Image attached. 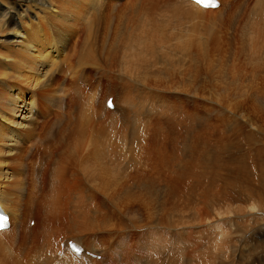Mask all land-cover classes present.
Segmentation results:
<instances>
[{"label":"rangeland","instance_id":"1","mask_svg":"<svg viewBox=\"0 0 264 264\" xmlns=\"http://www.w3.org/2000/svg\"><path fill=\"white\" fill-rule=\"evenodd\" d=\"M48 1L50 5L45 4L43 7L34 1L30 2L31 8L27 7L35 11L37 17L25 15L22 23L26 28L29 29L33 22L44 29V11L54 4L76 5L79 9L75 8L77 12L68 22L55 23L47 31L45 29L41 32L43 39L40 42H45L44 47L49 44L46 51L51 52V48L58 50L47 56V64L53 67L44 72L36 70L27 61L23 71L25 78L21 81L12 82L4 76L5 73L12 72L7 69V64H19L23 59L14 54L16 50L12 43L13 34L18 33L21 27L11 22H0V96L5 100L0 108L4 112H10L14 108L4 94L8 86L17 90L27 102L35 101L39 108V111L35 110L38 114H35L37 118L33 134L23 129H19V133L9 126L12 124L10 121L14 120L7 114L0 119V133L3 134L0 145V194L8 192L14 200L10 201L19 203L20 208L28 205L27 212L21 214L13 229L12 235L16 237L13 248L8 249L16 256L30 255L27 259L41 253L40 261L46 254V248L48 250V246L42 243H51L48 250L50 261L58 253V235L67 229L70 220L75 217L74 209L67 207L68 199L78 191L80 182L68 181L64 186V206L56 219L51 221L47 239L41 231L31 227L33 224H28V211L34 194L39 193L40 197L50 190L49 166L56 162L60 164L63 160L60 152L65 149L78 128L75 124L79 120L72 121L70 117L77 118L86 107L84 102L89 100L94 101L98 111H103L107 93L114 92L110 88L122 87V61L128 52L124 50V45L131 35L137 37L143 27V21H131L133 14L125 7L134 2H144L106 0V5L91 4L92 7L84 9L80 3L82 0ZM256 1L227 0L225 9H211L184 20L182 28L185 31L197 29L198 34L202 35L199 37L208 42L209 55L214 62L210 73L212 77L204 73L199 60L180 57L179 69H176L178 72L175 71L168 81L164 79L166 84L163 91H158L162 99H165L159 102L174 105V108L182 112L179 115L173 110L171 114L174 115H169L177 118L176 123H168V116L160 120L152 119L149 108L154 104L148 101L144 114L140 116L143 123L139 124L142 135L145 136L144 143L132 146L128 140L127 143L123 141L121 133L116 132L114 146L123 147L127 160L137 156L156 166L157 184L163 190L170 189L174 194V201L165 213H158L156 202L139 188L140 183L136 177L133 179V186H121L112 192H103L96 184H87L85 199L81 202V205L85 203V228L76 230L74 237L83 239L85 243L95 244L94 251L106 261L102 264H264V79L257 76V70L247 66V63L252 62L255 55L253 53H258L261 48L264 51V36L259 38L251 28V23L254 22L251 13ZM24 2L25 0H1L0 3L5 9L13 10L17 6L15 3L25 4ZM52 7L59 9V5ZM159 36L155 39L160 38ZM155 39L141 40V44L134 42L136 46L129 51V58H163L159 68L169 71L171 56L168 52L165 54L161 41ZM85 43L88 44L92 58L83 60L85 65L82 66L78 65V53ZM44 47L41 48L43 51ZM151 47L155 49L156 55H153ZM242 47L247 48L243 50ZM113 48L115 49L111 53ZM86 54L89 55L88 52ZM177 57L176 55L173 59ZM181 60H185L186 66ZM261 67L263 69L259 68L258 73L264 75V66ZM191 68L196 70L193 72ZM28 78L29 81L26 82ZM76 90L81 96L74 93ZM132 96L135 103L141 106V96H136L135 92ZM255 100L260 101L261 109L254 104ZM147 118L150 119L147 123L151 127L145 133L143 126L147 125ZM118 121L117 125L122 126L117 128L118 131L122 129L123 133L124 130L127 138H131V126L126 125L124 120ZM206 123L209 124L208 127ZM158 125L162 127L163 131L160 132L166 137L159 142L152 135L157 133ZM95 129L100 132L102 127L98 124ZM12 132L16 147L8 151L4 145L8 141L6 137ZM186 132L190 135L187 137L193 151L202 150L203 146L207 148L203 149L206 151L205 155L199 152L198 159L194 157L193 162L185 164L187 157L178 150L181 149L180 143L185 141ZM106 136L103 131L101 144H105ZM140 144L143 145L142 150ZM46 146L50 148L49 151H46ZM260 149H263L262 153L258 151ZM178 153L181 155L178 159L179 166L173 167L178 170L188 167L195 177L180 179L171 173L170 161ZM108 159L104 161L103 168H112L115 163L121 168L126 166V163L121 164L117 155H110ZM14 182L18 183L16 189L12 188ZM113 192L118 197L111 205L108 198ZM162 194H158L160 199L165 197ZM37 209L39 216L40 209ZM81 220L82 217L79 216L78 221ZM98 262L102 261L96 259L91 264H101Z\"/></svg>","mask_w":264,"mask_h":264},{"label":"bare ground","instance_id":"2","mask_svg":"<svg viewBox=\"0 0 264 264\" xmlns=\"http://www.w3.org/2000/svg\"><path fill=\"white\" fill-rule=\"evenodd\" d=\"M31 1H34L35 4H38V6H41V7L45 6V4L50 5L48 0H43L41 3H40V0H25L24 2L25 4L15 3L17 4V6L13 10H8V9H5V7L0 3V22L4 24H6L7 22H11L21 27V30L18 33L13 34L14 38H13L12 43H13V48L16 50L14 51V54H18L23 59L20 60L19 64H16V63L7 64V67H8L7 69H10L12 72L10 74L8 73L4 74V76H6L8 80L12 82H19L25 78L23 71L25 70L28 62L32 63L33 67L38 71L42 70L44 72L47 68L53 67V65L47 64V59H48L47 56L50 55L51 53L53 55L54 52H57L58 50L57 48L56 50L51 48L50 49L51 52L46 51L49 44L48 46L44 47L45 42L43 43L40 42V39H43L41 32L45 29H46L45 31H47V29L54 26L55 23L62 24V21L68 22L70 20V17L73 16V14L77 12L75 8L76 7L78 8V6L76 5L67 6L66 4H54V5H59L58 10L53 8L52 6L54 5H52L49 10L44 11L43 19L45 20V24H46V27L44 29H42L40 25H36L33 22L31 23L28 29L26 28L25 24L22 23V19L24 18V16L30 15L31 17H34L35 15L37 17L36 12L28 8V7L31 8V6H29ZM143 1H144L143 3H145V6L143 7H142L143 3L138 4V2H134L131 5H128L127 7H125V9L128 10V12H132L131 14H133L132 16L133 18L131 19V21H134V22L143 21V27L140 33L139 34L137 33V37H135L134 35H131L128 38L129 40L124 45V50L128 52H126L125 54L126 58L123 57L124 60L122 61V71L124 73V74L122 73L124 76L120 78L122 82V87L121 88H112V87L110 88L114 90V92L112 93V99H111L113 109H108L105 106L106 99L108 96H110L109 94L110 92H109L107 93V96L105 97V100H104L103 111H98L95 107L94 101L89 100L88 102H84L86 107L83 111H81L78 114L77 118H75V116L70 117L72 121L73 119L79 120L78 124H75V125H78V128L72 134L70 140L68 139L69 142L67 143L65 149L60 152L62 159H63L60 161V164L59 162H56L54 165L51 164L49 166L48 175L49 177H51L50 190L48 193L40 195V197H38L39 193H35L34 199L29 207L28 224L30 223L31 220H33L34 222L31 227L41 231L44 238L47 239L49 237L51 221H54L56 219L60 210L64 206V201H65V197L63 194L64 186L68 183V181L80 182V188L78 189V191H76L70 196V198L68 199V203H67L68 209L70 208L74 209L75 217L72 220H70V223L67 229L58 235V239H60L59 240L60 242L58 245L59 248L57 250L58 253L52 258L53 264H82L83 262L82 259H85L87 257V255L83 254L82 255L83 258H78L76 255H74L72 252L68 250L67 241L70 239L77 241L80 245L83 246L84 249H87L90 252L95 253L93 251V250H96L95 244L85 243L83 239H77L74 237V232L76 230L85 228V222H84L85 203H82L81 205V202L85 199L84 193H85L87 184H90V183L96 184L101 191L112 192L114 189H117L121 186H133L134 185L133 179L134 177H136V179L140 183L139 188L147 192L148 195L154 200V202H156L158 213H161V212L165 213L167 211V207L170 205L172 201H174V198L172 199V197L174 196L172 191L170 189L163 190L157 184L158 182H156L155 180L156 175L158 174L156 172L157 171L156 166H152L148 164V162L143 161L142 158L137 157V156H134L130 158L129 160H127L126 152L123 149V147L114 146L115 141H116V132L121 133L123 137V141H125V143H127L128 141L131 142L130 145L132 146L140 142L144 143L145 136L142 135V130L140 127V125H142L143 122L140 119V116L144 114L143 111L148 101H151L154 104V106H150L149 108V112L151 114L150 117L152 119L156 118L160 120L161 118L168 116V123L170 124L176 123L177 118L173 116H169V115H174V114H171L173 110H175V112H178L179 115H182L180 114L182 112L178 110L177 108H174L173 107L174 105L169 106L168 104L166 105L164 103L159 102V100L162 99L161 97L162 95L160 96L158 94V91L159 92L163 91V87L166 84V81H168L172 77L171 75H173L175 71L178 72V70L176 69L177 68L179 69V64H180L179 58L180 57L186 56V57L195 58L199 60V62L203 66L204 68L203 70L206 75L209 76L210 73L212 72V69L214 68V62L210 58L208 42H206V39L205 38L201 39L199 37L201 34H198L199 31L197 29H191V30L185 31L182 28V26L184 25L183 24L184 20L197 17L199 14L205 13L207 11H211V9L202 8L191 0H143ZM226 1L227 0H219V6L216 9L220 10L224 8ZM80 3L83 4V8L85 9L87 6L92 7L93 4L100 5V3L102 4L104 3V5H106L108 2H106V0H82ZM216 9H212V10H216ZM252 10L253 11L251 15H252V18L254 19V22L251 23V28L252 30L256 31L255 33L259 35V38L261 36L263 37L264 36V26H263L264 25V22H263L264 21V0H257ZM12 11H15L16 13L13 14ZM128 12L126 14V11H125V14L128 15ZM121 17L122 15H120V18ZM61 18L63 20H61ZM39 22H41V20H39ZM0 28H2V25H0ZM137 31H134V32H137ZM157 35H160L159 36L160 38L155 39ZM153 38L155 40L161 41V44L164 46V49H165L164 50L165 54L167 55V52H168L169 53L168 55L171 56V61H169L168 63L170 65L169 71L168 70L164 71L159 68L162 65V64L160 65V61H162L163 58L158 59L155 56H153L152 58L153 60H150V58L148 57L147 59H140V60L139 59L136 60L138 57H135V58L133 57L134 59H131V60L129 58L130 57L129 51L131 50V48L133 49L134 46H136L134 42L141 44V42L139 41L142 40L143 42L144 39L154 40ZM132 39H133V44H132ZM143 46H141V48ZM42 47H44L45 51L41 49ZM139 48H140V45H139ZM147 48L148 50H150V46H148ZM154 48L151 47V50L153 51V55H156L154 54L155 52ZM242 48L243 50H245L247 47H242ZM114 49L115 48L112 49L111 53H113ZM46 52L48 53L46 54ZM86 52H88L89 55H87ZM90 53L91 52L89 50L88 44L85 43L84 47L78 53L79 54L78 65H82V66L85 65L83 60L87 61L89 58H92V55ZM178 54H180V56ZM253 54L255 55H253L252 57V62L250 61V63H247V66H250L253 70H257V73H256L257 76L260 77L261 79H264V75H261V73H258L259 68L263 69L261 66L262 65L264 66V63H263L264 58L262 57L264 56V51L261 48L259 49L258 53H253ZM176 55L178 57L173 59L174 57H176ZM184 61L185 60H181L180 62L183 63L184 65L186 64L184 63ZM192 63H196V62H192ZM220 65L222 66V62H220ZM191 70L194 72L196 69L191 68ZM164 72H166V75ZM38 76L40 77L41 75H38ZM29 78L27 79L26 82L29 81ZM164 79H167V80L164 81ZM133 92H135L136 96L137 94L141 96L142 102H139L141 106L135 103V98L132 96ZM74 93H76L78 96H81L79 93H77V90ZM4 94L10 99V103L14 108H11L10 112H4L0 108V119H3L7 114L14 120V122L10 121V123L12 124L9 126H11L13 129H15L19 133H20L19 129H23L26 132L33 134L35 132L34 126L36 124V118H37L35 114H38V112L36 111H39V108L37 104L35 103V101L27 102L20 96V93H18L17 90H15L13 87H10V86L6 88ZM162 100H165V99H162ZM4 101L5 100L2 98V96H0V105H2ZM254 104H256L258 109L262 108L260 107L259 100H255ZM118 120L120 121L124 120L126 121L125 122L126 125L131 126L132 131H131L130 137L132 139L127 138L128 136L124 132V130H123V133L121 132L122 129L121 131H118L117 128L122 127V126L117 125V122H119ZM149 120L150 119L147 118L146 123ZM72 121L71 123L73 124ZM98 124H100V126L102 127V130L100 132H97L96 131L97 129H95V126ZM208 126L209 124L207 125V127ZM143 127H144V132L148 133V129L151 126L149 127L147 123V125ZM156 130H157V133L156 132L152 133L156 141L159 142V141H162L163 138H166L164 137L163 133L160 132V131H163L160 125L157 126ZM103 131L107 135L105 139V144L104 142H102V144L100 143V138H103ZM154 131L155 130H153V132ZM151 132H152V129H151ZM2 135L3 134L0 133V145H1V140L3 139ZM185 136H186L185 141H182V143H180L181 149H179L178 151L179 153L181 152L180 153L181 155H184V157H187V159L185 160V164H186L189 161L193 162L194 157L198 159L199 152L202 155H205L206 151L203 149H206L207 147L203 146L202 150L193 151V148L191 144L189 143L190 142L189 133L186 132ZM67 137H69V135L66 136V138ZM14 138H15V135L13 132L10 134L9 137H6L8 141H7V144H5L4 146L8 151H12L16 147V143L13 142ZM66 138L64 139L66 140ZM65 140H63L62 142L64 143ZM203 144L206 145L205 143ZM46 147H47L45 148L46 151H49L50 148L48 146ZM125 147H127V145H125ZM139 147H140V150L143 149L142 144H140ZM145 150H147V148H145ZM261 150L263 149H260L258 151L261 152ZM179 153L175 155L173 159L170 161V166L172 169L171 173L173 172L180 179H189L193 177L194 175L193 173H191L188 167H185L179 170L173 167V166H179L178 159L181 156L179 155ZM145 154L146 153H143V155ZM110 155H117L122 165L126 163L125 168L124 167L121 168L119 165H116V163L112 168H103L104 161L107 160ZM258 156H260V154H258ZM108 160L110 162V159ZM261 162H258V163H261ZM263 164L264 162L262 163V165ZM240 168H243V167H240ZM243 172L245 173V171ZM200 179H202V177ZM14 181H15V178H14ZM2 184L4 185V183ZM17 184H18L17 182H14L12 188L16 189ZM236 186H237V183H236ZM239 188L241 189L242 187H239ZM158 194H162L165 197L163 199H160ZM117 197H118L117 194L113 192L111 196L108 198L109 203L112 205V202L115 199H117ZM10 200H13V198L8 192L3 191L2 195L0 194V205L3 208V210L8 213L10 217L9 218V221H10L9 228L0 231V264H51V261L48 255V250H49L51 243H42L44 246L45 245L46 247L48 246V250L46 248V254L44 255V258L41 259V261L39 260L41 253L40 254L36 253L37 255L27 259L30 255L17 254L16 256L13 254V252H11L8 249V247L13 248L12 247L13 240H16V237L12 235V232L14 231L13 229L14 227L17 226L18 219L20 218L21 214H25L27 212V206H28L27 204H25L22 206V208H20L19 203L17 202L15 203ZM13 203H15L17 206L16 205L12 206ZM37 208L40 209L39 216L37 215L38 213V211H36ZM78 215L82 217L81 221H78V217H79ZM63 241H66L64 242V246L62 245ZM59 252H61L62 254H60ZM95 254L99 256L97 260L102 261L100 262L101 264L106 262L104 261L102 255L97 254V253ZM95 260L96 258L93 259V261Z\"/></svg>","mask_w":264,"mask_h":264},{"label":"snow or ice","instance_id":"3","mask_svg":"<svg viewBox=\"0 0 264 264\" xmlns=\"http://www.w3.org/2000/svg\"><path fill=\"white\" fill-rule=\"evenodd\" d=\"M197 2H200V0H197Z\"/></svg>","mask_w":264,"mask_h":264},{"label":"crops","instance_id":"4","mask_svg":"<svg viewBox=\"0 0 264 264\" xmlns=\"http://www.w3.org/2000/svg\"><path fill=\"white\" fill-rule=\"evenodd\" d=\"M52 262V261H51Z\"/></svg>","mask_w":264,"mask_h":264}]
</instances>
